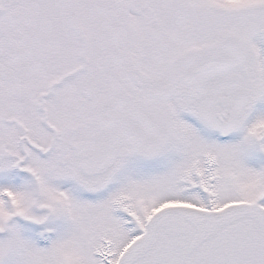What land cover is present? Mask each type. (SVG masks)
<instances>
[{"label":"snow or ice","instance_id":"1","mask_svg":"<svg viewBox=\"0 0 264 264\" xmlns=\"http://www.w3.org/2000/svg\"><path fill=\"white\" fill-rule=\"evenodd\" d=\"M0 264H264V0H0Z\"/></svg>","mask_w":264,"mask_h":264}]
</instances>
